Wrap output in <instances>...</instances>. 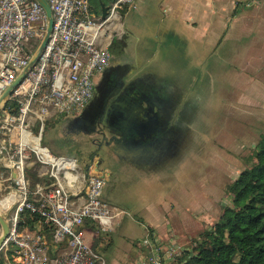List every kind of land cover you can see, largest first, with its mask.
Wrapping results in <instances>:
<instances>
[{"label": "built area", "instance_id": "built-area-1", "mask_svg": "<svg viewBox=\"0 0 264 264\" xmlns=\"http://www.w3.org/2000/svg\"><path fill=\"white\" fill-rule=\"evenodd\" d=\"M46 1L53 16L48 42L0 112V205L9 223L2 248L13 251L9 264H104L82 230L90 219L109 231L119 215L101 198L102 173L91 165L85 174L76 159L52 154L40 143L41 132L49 116H76L90 102L110 62L119 12L135 8L137 0H113L104 19L93 14L90 0ZM45 29V12L35 0H0V95L27 65ZM30 163L41 169L42 180L34 184ZM24 211L37 215L54 243L66 245L64 254L52 258L44 235L19 230ZM144 243L148 251L137 264H172L185 250L173 232L163 239L148 231Z\"/></svg>", "mask_w": 264, "mask_h": 264}, {"label": "crops", "instance_id": "crops-1", "mask_svg": "<svg viewBox=\"0 0 264 264\" xmlns=\"http://www.w3.org/2000/svg\"><path fill=\"white\" fill-rule=\"evenodd\" d=\"M243 1L137 0L135 8L125 9L124 13L120 14L112 28L111 41L116 38L119 53L133 58L134 63L123 58V61L134 66L137 71V74L133 72V76H144L150 87L158 89L160 93L159 101L156 102L158 104L154 107L156 114L152 116L155 126L153 132L151 131L153 136H158L166 130L175 132L171 129L180 120L182 111L191 109L192 112L195 104L198 105L199 98H196V91L192 87L195 76L193 70L197 69L199 62L208 58L241 60L238 65L239 72L247 77H242L241 84L248 86L242 87L244 96L238 95L237 99L242 102L253 101L258 103V107H264V0L251 7L244 6ZM90 6L95 10L93 4ZM99 14L100 6L97 16ZM123 17L126 18V24L122 21ZM116 30L117 33L113 34ZM122 36L124 39L121 41ZM129 36L132 37L130 42L126 41ZM110 46L111 43L109 48ZM127 51L129 52L126 53ZM183 59L186 60L184 66L174 63L175 60ZM149 66L159 70H142ZM183 69L187 75L185 84L181 78ZM164 108L168 111L166 115L163 114ZM73 118L74 116L53 114L47 120L53 122L58 136L64 138L65 134H72L66 124ZM44 146L56 156L76 159L78 166L85 172L83 163H86V154L74 153L75 150L71 149L69 144L65 148L54 146L53 151L50 150V145ZM109 156L112 158L111 162L119 163L117 168L125 166L126 170L139 173L141 177L154 179V188L150 190L154 198L151 205L136 210L141 219H144V229L140 232L137 228L135 231V225L129 220L130 216L123 208L116 206L118 201L115 195L105 190V184L111 177L105 163L108 158L94 156L92 166H97L105 181L101 198L108 205L115 207L119 215L109 231H103L90 219L84 220L82 230L86 241L100 255L104 264H137L138 256L148 251L144 243L148 231L165 239L170 229L174 228L171 214L168 215L165 183L159 176L163 165H166V159L157 158L152 165H145L115 153H109ZM31 169L32 174L28 173L31 183L42 180L39 177L40 167L33 163L28 170ZM161 193H164L163 196ZM78 201L76 200L75 204H78ZM179 204L182 206L184 200L181 199ZM0 212L7 216L8 212H4L1 207ZM25 215L21 214L19 217V230L44 235L49 241V254L52 258L66 252V245L54 243L51 231L40 219L34 220V217Z\"/></svg>", "mask_w": 264, "mask_h": 264}, {"label": "rangeland", "instance_id": "rangeland-1", "mask_svg": "<svg viewBox=\"0 0 264 264\" xmlns=\"http://www.w3.org/2000/svg\"><path fill=\"white\" fill-rule=\"evenodd\" d=\"M124 11L125 9L120 10L119 14ZM122 21L126 24L125 17ZM115 33L117 30L113 32ZM131 38L129 36L126 41H132ZM123 39L124 36L120 40ZM118 46L115 38L111 46L114 58H125L134 63L131 56L119 53ZM240 61L208 58L199 62L197 69L194 68L192 87L199 101L193 111L195 122L198 119V123L194 122V133L188 132L184 137L183 145L188 142L190 146L186 149L182 147L180 158L166 161L159 173L165 183L168 215L171 214L174 226L169 232L175 233L185 250L193 249L221 215L222 207L227 203L225 187L248 166V157L264 128V107H258V103L256 105L253 101L242 102L237 99L238 95L244 96L242 87L248 86L241 84L242 77H247L239 72ZM174 63L184 66L186 60H175ZM142 70L150 72L159 69L149 66ZM136 72L134 70L135 74ZM181 72L185 84L186 70ZM56 129L51 120L44 122L40 143L50 145V150L53 151L54 146L65 148L69 144L75 150L74 153L84 155L93 148L90 143L92 135L82 132L79 135L65 134L63 138L58 136ZM100 155L108 158L105 163L111 172L105 190L115 195L118 201L116 206L123 208L130 216L129 220L135 225V231L137 228L138 231H143L144 219H141L136 210L151 205L154 198L150 190L154 188V179L141 177L139 173L126 170L125 166L117 168L119 163L111 162V156L102 150ZM154 161L137 159L136 162L152 165ZM83 164L84 168H89L92 161L88 158ZM181 199L184 200L182 206L179 204ZM1 251L4 252L5 249L2 248ZM177 261L172 264H178Z\"/></svg>", "mask_w": 264, "mask_h": 264}, {"label": "trees", "instance_id": "trees-1", "mask_svg": "<svg viewBox=\"0 0 264 264\" xmlns=\"http://www.w3.org/2000/svg\"><path fill=\"white\" fill-rule=\"evenodd\" d=\"M112 2L90 4L99 12L101 3ZM247 161L248 166L225 187L227 203L219 218L193 249L183 251L178 264H264V128ZM21 214L39 219L28 211ZM12 254L11 248L0 250V264H9Z\"/></svg>", "mask_w": 264, "mask_h": 264}, {"label": "water", "instance_id": "water-1", "mask_svg": "<svg viewBox=\"0 0 264 264\" xmlns=\"http://www.w3.org/2000/svg\"><path fill=\"white\" fill-rule=\"evenodd\" d=\"M44 10L45 16H46V29L45 33L40 40L38 46L32 53L27 65L18 73V75L15 77V79L4 89V91L0 95V112L2 107L5 105V103L8 101V97L11 94L14 87L20 83L22 78L27 74V72L33 67L35 62L37 61L39 55L42 53L44 47L46 46L48 39L50 37L52 26H53V16L52 11L50 9V6L46 0H35ZM91 10L95 16H97L96 10H94L91 7ZM108 6L104 3L100 4V14L97 16L99 19H104L107 15ZM124 84L127 86L129 84V80L125 79L128 78L129 75H124ZM130 77V76H129ZM126 80V81H125ZM102 88V81L99 82L95 86V95L93 99L86 105V107L83 109L82 113L79 116L74 117L71 119V123H74L76 121L82 120L85 117L89 116L91 112L95 109L96 116H101L100 121H109L108 128H99L94 132V135H92V139L90 140V143L92 144L93 148L89 149L87 151L85 158L91 161H93L94 156H100V151H104L107 154L115 152V145L117 143H133L134 145H140L143 146L142 150H144L148 154L149 152H155V149L159 145V139H157L155 136L150 137L147 142H143L144 140V134L150 133L153 130V124L154 122H148L146 123V119H144V114L146 110L149 111L151 117L156 114V110L154 109L155 104L157 101L151 100H144L139 104H133L134 98L128 96L126 94V100L124 103L114 106L112 103L106 104L104 102V98L100 96V90ZM126 89V87H125ZM124 89V90H125ZM125 92V91H124ZM125 94V93H124ZM138 102V101H137ZM135 102V103H137ZM117 108V109H116ZM158 109V105H157ZM158 112V110H157ZM162 112V111H161ZM94 117V118H95ZM136 120L138 122L136 126ZM139 120V121H138ZM152 123V124H150ZM95 131V130H94ZM139 157V156H138ZM104 158V157H101ZM93 164V163H92ZM33 165V163H30L28 165V169ZM91 166V165H90ZM97 168V166H95ZM98 169V168H97ZM88 168H85V174L87 173ZM0 250L2 249L4 242L8 236L9 233V223L7 218L0 212Z\"/></svg>", "mask_w": 264, "mask_h": 264}, {"label": "flooded vegetation", "instance_id": "flooded-vegetation-1", "mask_svg": "<svg viewBox=\"0 0 264 264\" xmlns=\"http://www.w3.org/2000/svg\"><path fill=\"white\" fill-rule=\"evenodd\" d=\"M110 43L112 46L113 42L111 41ZM111 46H110V52H111ZM134 69H135L134 66L129 65L127 62L123 61V59L122 60L115 59L113 53L111 52L110 62L96 83L97 85L99 84L100 81H102L100 96L104 98V102L106 104L112 103L114 106L117 107V105L124 103L126 97L128 96H130L129 98L131 97L134 98L133 104H138V103L140 104L142 101L144 103V100H148V101L154 100L157 102L159 101V97H160L159 90L152 89L148 81L144 79V76H133ZM124 75L130 76V77L128 76V78H125L130 81L127 86H125V84L123 83L125 77ZM126 94H128V96H126ZM94 95H95V87H94L93 97ZM82 111L76 116H79L82 113ZM96 111L97 109L95 107V109L91 112V114L85 117L84 119L76 121L74 123L68 122L66 124V127L69 129V132H71L72 134H80L84 132L88 136H91L94 135V132H96V130H98L99 128H105V129L108 128L109 121L108 120L104 122L100 121L102 115L95 117ZM167 112H168L167 108L166 109L164 108L163 114L166 115ZM192 112L191 109H186V110L184 109L182 111L180 120L171 129L172 131L175 132L172 133L170 130H166L164 133L160 132L158 136L155 135V137L160 140L158 145L159 148H156L155 152H149L148 154H145L146 152L142 150L143 146L134 145L133 143L130 142L128 143L120 142L117 143L114 147L115 154L117 156L125 157L132 160L141 159V160L154 161L157 158L161 159L162 157H164L166 161H170L172 158L179 159L180 156L182 155L181 154L182 147L186 149L188 146H190L188 142H186L187 144L183 145V140L185 135L186 134L188 135V132L189 133L191 132V134L194 133L193 126L195 122V114L194 113L192 114ZM144 119H146V123L153 121L148 110H146L144 114ZM197 120L198 119H196V122ZM135 124L137 126L138 124L137 120ZM169 127L171 126H168V128ZM154 128L155 126L153 124V130ZM150 137H154L151 132L145 133L143 142L144 143L147 142Z\"/></svg>", "mask_w": 264, "mask_h": 264}, {"label": "bare ground", "instance_id": "bare-ground-1", "mask_svg": "<svg viewBox=\"0 0 264 264\" xmlns=\"http://www.w3.org/2000/svg\"><path fill=\"white\" fill-rule=\"evenodd\" d=\"M40 150H43L42 148L39 147ZM45 151V150H44ZM1 207V206H0Z\"/></svg>", "mask_w": 264, "mask_h": 264}]
</instances>
